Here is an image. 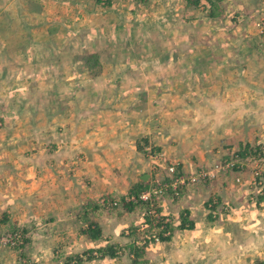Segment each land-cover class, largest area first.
<instances>
[{"label":"crops","instance_id":"1","mask_svg":"<svg viewBox=\"0 0 264 264\" xmlns=\"http://www.w3.org/2000/svg\"><path fill=\"white\" fill-rule=\"evenodd\" d=\"M100 2L102 1L7 0L9 6H14L2 11L5 14L2 18L7 25L0 28V33L4 34V41H0V53L6 52L0 62V78H3L5 69L10 65L16 67L17 73L11 80L7 71L8 76L2 82L4 86L0 85V113L9 122V128L21 126L23 131V127L28 126L35 130L31 133L17 132L9 139L14 143L15 136L23 134L27 146L36 145L39 148L36 153L41 156H38L39 160L35 159V165L21 162L26 164L24 167L27 174L31 176L32 170L37 167L42 170L50 166V171L42 173L39 170L35 174L36 179H30L28 175H24L26 173H22L20 178L14 179L16 183L0 171V226L10 224L13 228L31 229V232L24 231L26 234L36 231L35 238L45 235L55 246L61 245L59 241L74 246L102 240L124 245L128 242L131 246L134 232L131 227H137L141 222L136 224L134 218H142L143 212L127 211L125 208L122 210V203L109 210H119L120 215H125V223L120 228L125 229L118 235H111L108 231L110 227L107 226V210H102L97 202L100 196L115 197L122 202L144 175L146 180L142 181L145 184H157L156 173L160 180L165 179L167 171L164 167L173 158L177 160V168L180 170L189 171L191 167L188 166L195 170L218 160L220 148L223 150L225 144L233 149L264 142V30L259 29V21L257 26L252 27L232 26L230 20L226 24L228 28L217 25V21L226 12L236 11L238 7H244L252 15L258 11L264 18V0H250L247 3L229 0H105L102 5ZM6 16L9 17L5 18ZM11 17H19L20 20L15 22ZM107 19L112 22L109 28ZM126 20L133 24L127 33L139 36L140 32L146 37L155 33L165 43L162 60L159 63L152 62L161 64L158 67H163L161 74L157 71L146 75L141 72L135 74L131 82L138 86L134 89L136 92L131 97L132 101L126 106L107 104V108H102L97 113L98 124L91 125L90 118L82 120L77 117L78 108L74 99L81 97L80 92L73 97L75 94L57 91V77L51 78L53 86L49 94L45 93L42 85L35 92L28 90V83L39 84L41 80L40 76H36L38 79L31 78L27 71H23V67H31L29 63L33 61L34 53L24 55L26 46L34 51L45 42L50 46L49 51L65 48L76 50L82 46L87 48V53L95 52L96 46L93 51L86 46L91 37L98 35L100 38L97 41H107V35H123ZM247 32L251 33L252 40L246 36ZM138 45L143 47V44ZM16 53L22 57L15 62L13 57ZM172 55L177 56L176 59ZM224 64L228 68L227 72L222 68ZM95 98L99 99L100 95ZM136 106L137 109L147 111L148 116L144 121L152 122L150 111L155 113L158 124L149 125L148 122L146 126L137 115L133 129L121 131L122 129L114 128L119 132L111 136L109 132L113 129L107 125L111 117L109 115L119 113V110L132 112ZM48 113L50 118H46ZM10 116L16 122L12 123ZM41 120L45 123L39 122ZM129 121L123 120L120 124L126 127L124 122ZM48 127L51 131L49 135L45 133ZM4 130H8L6 126ZM133 135L134 139L129 138ZM48 136H52L49 147L46 144L48 142L41 144ZM2 139L5 141V138ZM152 140L151 146L149 141ZM56 147L67 148L63 154H59L63 158L57 155ZM157 150L163 154L160 160L163 158L164 166L160 164L155 167L159 157L153 158L152 153ZM100 161L101 165L98 164ZM4 162V159L0 161V167H3ZM108 162L117 165V173L109 176L107 170L99 176V167ZM90 163L96 167L91 168ZM72 169L84 171H81L83 174L77 172V177H71L68 173L67 176L62 175L64 171ZM78 178L85 183L83 181L81 186H76L74 181ZM225 183L219 178L191 185L187 190L183 187L175 201H171V195L164 197L168 193L165 191L162 195L165 203L162 212L175 217L178 215L180 221L182 217L188 219L191 226L187 227L191 228L182 227L178 219H174L173 235L159 244L139 250L136 254L134 252L133 262L146 264L149 259H153L159 264L186 261L191 264L200 256H205L206 260L213 258L211 264L240 262L241 252L235 251L239 254H234L232 247L228 248V254H233L228 255L227 260L222 259L225 255L216 248L217 237L205 236L199 231L200 226L207 229L212 222L205 223L203 218L200 221L196 219L199 209L205 208L204 202L214 196L211 195L213 189L217 191ZM82 186L78 192L77 188ZM80 201L84 202L86 210L82 219H76V203ZM89 203L94 206L91 208ZM99 209L103 211L101 215L97 214ZM99 215L104 218L103 221L100 217L98 219ZM74 225L77 230H73ZM88 227L98 230V236L90 237L86 233ZM40 229L44 231H37ZM213 229L215 231V226ZM126 230L131 233L126 234ZM35 238L29 240L32 244L24 252L27 262L48 264L47 259L37 250L42 240ZM92 251L89 248L85 253ZM3 255L2 259L6 262L7 257ZM72 255L74 254L67 257ZM11 257L12 254L8 264L12 262ZM54 259H58L57 256H53L50 264L55 263ZM261 262L264 263V260ZM17 264L25 263L20 260Z\"/></svg>","mask_w":264,"mask_h":264},{"label":"rangeland","instance_id":"2","mask_svg":"<svg viewBox=\"0 0 264 264\" xmlns=\"http://www.w3.org/2000/svg\"><path fill=\"white\" fill-rule=\"evenodd\" d=\"M6 1L7 0H4L3 2V0H0V28L2 26L7 25L6 20L2 18L5 15L2 13V11L11 9L14 6V4L9 6L6 3ZM229 1H233V2L243 1V3H247L250 0H229ZM103 3L105 4V0L103 2H100L101 5ZM3 5L4 7H2ZM127 10H130V9H128L127 7ZM235 10L236 11H231L230 13L226 12L225 16H223L222 18L219 19V21H217L218 22L217 25H221L220 27H223V28H228L226 24H227V21L230 20L232 26L238 25V26H244V27L246 26L252 27V26H257L256 23L259 21L260 23V26H258L260 27L259 29L264 30V18L262 14H259L258 11L252 15V13L247 12V10H245L244 7H238ZM238 12L239 13L242 12V14H239ZM245 13H248V14H245ZM164 14L165 13L163 11L162 15ZM227 14H230V16L229 15L227 16ZM7 17L9 16H6L5 18ZM12 20L16 22L20 19L19 17H17V18H12ZM8 22H11V21H8ZM215 25H216V22H215ZM107 26L108 28L112 26V22L108 21ZM123 26H124L123 35L121 34L107 35V41H104V39L102 40L100 39L99 41H97L98 38L100 37L98 35H96V37L92 36L90 39V43L87 44L86 46L89 47L90 51H93L94 46H96L97 51L95 52L87 53L88 51L87 48H84L82 46L77 47L76 50H70L68 48H65L62 50L52 49L49 51L50 46L45 42H42L39 45V48L36 47V50L34 51H30L29 47L26 46L24 55L26 54V56H30L32 52L34 53H33V61L29 63L31 67H23V71H27V74L31 75V78H36V76H40L39 78L41 80L40 81L41 83L39 84L37 82L28 83L27 84L28 90L29 91L32 90L33 92H35L36 90H38L39 88L43 86L45 93L49 94L53 86V82H51L52 80L51 78L57 77L59 80L55 84V86H57L56 88L57 91L63 92L64 94L67 92H69V94L70 93L75 94L73 97L77 96V94L80 92L81 97H78V98L76 97L74 99L77 104V108H78L76 111L77 117H80L82 120H84V118L85 120L90 118L91 125L98 124L97 113L102 108H107L108 106L107 104L114 103L117 105L126 106L129 102L132 101L131 97L134 96L133 93L136 92L134 89L138 86L136 83L131 82V78L135 74H139V72H141L142 74L146 75V74H151L156 71L161 74L163 67L158 68L161 64L156 65V64H153L152 62L159 63L162 60L161 59L163 57L162 53L164 52L163 46L165 45V43H163V38L161 36H155V33L150 34V36H147V37L145 35H142L140 32H139L140 34L139 36L127 33L129 30H131L133 26V24H130L128 20L125 21V24ZM250 35L251 33L247 32L246 36L249 37V40H252V38H250ZM3 38H4V34L0 33V41L3 42L4 41ZM147 38L152 41L150 42ZM235 43H237V41ZM138 44H143V47ZM52 47H55V44H52ZM158 48H161L162 51L158 50ZM5 54L6 52L0 53V62H2V58L5 57ZM163 54L165 55V53ZM91 55H94L92 59L89 58ZM143 56H145L144 59L142 58ZM21 57L22 55H18L16 53L13 59L16 62V59L18 60V58L20 59ZM46 57L47 59H45ZM176 57L177 56L172 55V58L176 59ZM147 58H152L153 61L147 60ZM51 59H53L55 62ZM52 62H54V64ZM10 66L11 67H9L8 69L7 68L5 69L6 72L3 78H0V85L2 84L4 86L2 82H4L5 77L8 76L7 71L9 73L11 80H13L14 77L16 76V73H17L16 67L12 65ZM152 67H155V68H152ZM222 68L224 69V72H227L228 68L226 67L225 64L222 65ZM18 70L21 71L20 69ZM1 72H2V68L0 69V74ZM37 84L38 86H36ZM99 95H100L99 99L95 98V97H98ZM117 112L119 113L109 115L111 117L107 125L110 129H113L112 132L111 131L109 132L111 136H113L114 133L117 134L119 132L118 130H121V129H122L121 131L133 129L136 124L133 122L136 120L137 115L140 116L143 119L144 124L148 126L149 121H144L145 118L148 116V113H146L147 111H144L140 108L137 109V106L135 107V109L132 110V112L131 111L121 112L120 110ZM150 114H151L152 122H149V125L151 123H153L154 125L158 124L156 123V120H155V117H157L156 114L155 113L153 114L151 111H150ZM61 117L64 118V116H61ZM46 118H50L49 113L46 114ZM10 119L12 123H14V121L16 122V120L13 121L12 116H10ZM123 120H130L129 122H124L126 124V127H123V125L120 124L121 122H123ZM39 122L45 123L43 120ZM8 124L9 122L4 119V115L0 113V161H2L3 159L5 160V162L2 164L3 167L2 166L0 167V171L1 172L3 171L2 173L8 175L13 181L16 178H20L21 175H23L22 173H26L24 175H28V178L30 179L31 178L36 179L35 174L36 172L40 170L41 167L34 168L30 176L29 174H27V169H25L24 167L26 164L21 163V162H26V163H29L30 165H35V162H36L35 159L37 158V160H39L38 156H41V154L36 153V150L39 148L36 145L27 146L25 144V140H23L24 139L23 134H19L18 136H15L13 140L14 143H11L9 141V139L12 136H14V134H18L17 132L19 133L20 132H24V133L30 132L31 133L35 130L27 126L26 128L23 127L24 130L21 131L22 129L21 126L15 129V128H9ZM5 126L7 127L9 131L4 130ZM114 128L118 130H114ZM50 132H51L50 128L48 127V130L45 131V133L49 135ZM1 134H2V137H1ZM51 137L52 136H50L49 138H46L47 141L42 140L41 144L48 142L46 143L48 145L47 147L51 146L52 141H49ZM134 137L135 136L133 135L132 137H129V138L134 139ZM2 138H5V141H3ZM124 138L125 139L127 138V131H126V135ZM152 143H153V140L149 141V144L151 146H152ZM225 145L223 146V150L222 148H220L221 150L219 151V158H222L221 160H224L226 159V157L231 156V149H229V145L228 144H225ZM254 146L256 147V145ZM50 148H53V147H50ZM55 149H56L55 151H57L56 152L57 155L60 158H63V156L59 154H63L67 148L56 147ZM260 151L261 149L258 150V152ZM245 152L249 153L250 150L245 148ZM153 153H152L153 158L159 157L157 160V163L159 165L157 164L155 167H159L160 164L161 166L162 165L164 166L163 158L160 160V158L163 157V154L159 152L158 150L157 152L153 151ZM257 157L260 158L259 159L260 161L256 163H249L248 166L245 167V170L244 169L239 170V171L235 170L232 172L219 174V177L217 179L221 178V181L222 182L225 181L226 185L219 186L217 191L213 189L211 195L216 196L221 203L228 205L229 211L220 212L219 210L220 206H217L216 210L218 212L215 211L216 216L211 219L210 217H208L209 215H208L207 209L204 208L205 209L204 210L201 208L199 209V212H198L199 216L196 217V219L199 221L203 218L202 220L205 223L208 221L212 222V224H210V227L209 228L207 227V229H203L204 226L202 227L200 226L199 231L202 233V235H205V236L215 235L217 237L216 248H218V250H220V252L223 255H225V257H223L222 259L225 258V260H227V256L233 254L235 251L241 252L242 258L240 262H238L237 264H264L263 262H261L264 260V196L262 199H260L259 197H256V195H253V197H256L259 200L258 201L256 199L251 200L249 198L251 195L248 194V190L238 191L234 187L235 181H233V177L238 175L237 172L241 171L240 176L247 178V176H249V173H251L252 167H255V166L264 167V149H263L262 155L257 156ZM64 159H69V158H64ZM164 161L165 163H167V159H165ZM170 162H177V160L173 158L170 160ZM98 164L101 165V161L98 162ZM110 164L111 162H108L107 165L104 163L103 164L104 166L99 167L100 169L99 176H101L103 173H106L107 170H109V173H108L109 176L112 175L113 173H117L118 171L117 165L115 163L114 165L112 164L110 165ZM59 165L60 166L58 170L60 171L61 164L59 163ZM89 166L91 168L96 167V165L93 163H90ZM85 167L87 169V166ZM188 167H191L189 171H184V169L183 171L182 169L180 171L186 172L187 174H189L197 170V169L195 170L192 169V166H188ZM201 167L204 168L205 164L202 165ZM164 168H165V171H167V165H165ZM48 170L50 171V166L48 168H43L40 171L44 173V172H48ZM81 171H84V169H81V170L72 169V171H67V172L64 171L62 175L67 176V173H68L71 177H77L78 176L76 174L77 172L80 174H83ZM165 174H166L165 178H167L168 171ZM156 175L157 177H155L156 178L155 180L157 181V183L165 181V179L160 180V176L157 173ZM162 177H164V175H162ZM83 181L84 180H81L80 178H78L74 182H76V186L77 185L81 186ZM212 181L213 180H211L210 182ZM14 183L16 182L14 181ZM198 184H204V183H198ZM188 187L189 186H186L184 190L186 188L188 189ZM81 188H83V186L80 188H77L78 192L80 191ZM182 191L183 190H180L179 194ZM129 194H127V196H129ZM179 194L174 195L168 192L164 195V197L166 195H171V198H170L171 201H175L180 196ZM182 194H184V192ZM103 198H106V197L100 196L97 202L102 210L103 209L107 210V215H108L107 226L110 227L108 229V231L110 232L109 234L118 235L120 232H122V230L125 229V228L120 229L121 226L125 223L123 221L125 218V215H120L119 210L114 209L111 212L109 210L115 207H118L119 203H123L124 200L122 202H120L119 200L118 204L115 207L108 208V207L101 205V200ZM163 199L164 198L162 195L157 196L155 198V200L160 206V209H164L163 207L165 203H163L162 201ZM208 201L209 199L206 200L204 203ZM89 206H91L92 208L94 205L92 203H89ZM76 208H78L77 209L78 211L75 213L76 215L75 218L82 219L84 217V213H85L84 211L86 210L84 209V202L80 201V203H76ZM121 208L122 210L125 208L127 211L129 210L137 211L136 208L131 209L125 205H121ZM102 210L99 209L97 211V214L101 215L103 212ZM145 211H147V209L142 210L143 212L142 218L141 217L134 218V221H137L136 224L142 221L143 219H145L146 217V216L144 217ZM164 214H167V213H164ZM100 215L98 216V219L100 217V220L103 221L104 218L101 217ZM167 215L170 216L172 219V222H174V225L171 224V228L170 230H168L170 234L169 236L171 237L173 235V228L175 227V222H176V220L174 221V219H176L178 215L176 217L171 214H167ZM178 221L180 224L182 220L180 221V219H178ZM185 224H186V227L184 228H191V227H187V223ZM38 226H41V224H38ZM213 226H215V231L213 229ZM131 228L134 231L132 232L133 235H132V240H131V246L129 245L128 242L125 243L124 245V244H118L119 242L110 243L104 240L97 241L94 243H89L86 245H83L82 243H80L74 246H70L69 243L59 241L61 245L57 244L58 246H55L56 244L51 242L47 236L45 235L42 236L43 234H40V236L42 237L38 236V238H35L34 235L36 231H33L32 233H30L31 229L13 228V226L10 224L6 225V227L0 226V233L11 232L16 229L27 230V231L30 230V232H28L29 234L27 233L25 240L23 239V242L19 244L18 247L10 245V246H3L0 248V258H1L0 264H5V263L8 264V262L10 261L9 259L10 254H12L11 264H17L18 261L20 260L22 263L29 264V262H27L25 253L28 251L30 245L32 244V242H30L29 240L31 239L32 241L34 238L35 240H39V238L42 240L40 241V244L38 245L37 250L39 251L40 254H42L44 258L47 259L46 262L48 264H50L53 256L54 257L57 256L58 258V259H54L55 263L57 262L58 264H66L65 258L67 256L71 254L80 255L89 248H92V250L96 252V255L99 257L91 261L84 260V262H82L81 264H141L139 261L133 262L134 252L136 254L137 251L139 250L141 251L145 249L146 247L159 244V242L149 243V244L144 245L142 244V240H141L142 235L140 236V233H139L141 231L138 230L139 226L138 225L137 227L132 226ZM77 229L78 228L76 227V225H74L73 230H77ZM37 231L42 233L44 230L40 229ZM128 232H130V230H126V234H128ZM188 234H191V233L188 232ZM28 235H30V238L28 237ZM230 247L234 248V251L233 253L228 254V248ZM246 247H249V248H246ZM56 250H60L61 253ZM238 252H235L234 254H239ZM246 253H249L251 255L247 256L245 255ZM2 255L4 257H7L6 262L2 259ZM13 258L15 259L14 261H13ZM149 260L150 261L147 262L146 264H159L153 259H149ZM211 260L213 261L214 259L212 258L210 260L209 259L206 260L205 256H200L197 259V261L194 260L193 263L191 264H205L204 262H206L207 264H211ZM71 262L72 264H79L78 262H76L74 258L71 259ZM55 263H52V264H55ZM178 264H190V262L186 261V262H180Z\"/></svg>","mask_w":264,"mask_h":264},{"label":"built area","instance_id":"3","mask_svg":"<svg viewBox=\"0 0 264 264\" xmlns=\"http://www.w3.org/2000/svg\"><path fill=\"white\" fill-rule=\"evenodd\" d=\"M102 2L104 0H101ZM261 143V151H256V147H253V150L249 153L243 151L245 155H240L238 148L231 149V156L226 157V159L212 161L208 166L204 168H199L193 173L187 174L186 172L178 173L176 171L177 162H170L167 166V180L157 183L149 189L142 190L139 193V198L141 200L148 202V208L145 214V219L139 223L138 230L141 231L140 236L142 237V244L146 245L149 243H157L169 236V231L172 224V219L167 214L162 213L159 204L155 200L157 196H161L165 191L171 192L174 195L179 194V191L186 186L196 185L198 183H206L211 180H215L219 177L221 173H228L232 171H239L240 169H245L249 163L259 162L260 158L257 156L262 155L264 149V142ZM259 143V144H260ZM254 151L257 153L255 154ZM247 164V165H246ZM241 172V171H240ZM240 172H237L238 175L233 177L235 181L234 187L238 191L248 190V194L251 195L249 198L257 199L256 197L264 196V167L255 166L251 168V173L247 178L240 176ZM256 195V197H253ZM133 200L135 196L130 195L126 196V200ZM119 199L117 198H103L101 200V205L112 208L118 204ZM259 203V202H258ZM217 206H220V212L229 211L228 205L221 203L216 196H213L206 202L205 208L208 211V214H211L212 217L216 216L215 211ZM218 212V211H217ZM169 224V227L167 225ZM27 234L24 230L16 229L11 232L0 233V248L3 246H19L25 240ZM145 236V237H144ZM96 258L99 257L96 255V252H91ZM89 252H84L80 254L83 260H87Z\"/></svg>","mask_w":264,"mask_h":264},{"label":"trees","instance_id":"4","mask_svg":"<svg viewBox=\"0 0 264 264\" xmlns=\"http://www.w3.org/2000/svg\"><path fill=\"white\" fill-rule=\"evenodd\" d=\"M94 57V55H91L89 58L90 59H92ZM245 148H247V149H249L250 151H252L253 150V147L251 146V147H249V146H241V147H239L238 149V152H239V154L240 155H245L244 153H243V151H245ZM259 149H261V143L260 144H256V151H258ZM256 151H254V153L256 154L257 152ZM241 170V169H240ZM176 171L178 172V173H181V171H180V169L179 168H177V166H176ZM165 180H167V178H165ZM137 185L136 186H134V187H132V191L130 192V194H129V196L130 195H133V196H135V199H133V200H126V199H124V201H123V203H122V205H125V206H128V208H131V209H134V208H136L137 209V211H142V210H146L147 208H148V202L147 201H144V200H141L138 196H139V193L142 191V190H146V189H149V187H151V186H153V185H155V183L154 182H152L151 184H149V183H147V184H145L142 180H140V181H138V183H136ZM263 198V196H261L260 197V199H262ZM205 205H206V203H205ZM145 214H146V211H145V213H144V217H145ZM209 215V217L212 219L213 217H212V215L211 214H208ZM143 217V218H144ZM185 223H187V226H191V224H189V222H188V220L186 219V218H183L182 217V221H181V225H182V227H186L185 226ZM167 227H169V224L167 225ZM98 230L97 231H95V229L94 228H91V227H88V229H86V233L90 236V237H92V238H94V237H96V236H98ZM111 252H113V251H111ZM68 258V259H67ZM67 258H65V261H66V264H72V262H71V259H75L76 260V262H78L79 264H81L82 262H84V260H83V258L81 257V256H79V255H72L70 258L69 257H67ZM96 257L90 252L89 254H88V256H87V260H89V261H91V260H93V259H95Z\"/></svg>","mask_w":264,"mask_h":264},{"label":"water","instance_id":"5","mask_svg":"<svg viewBox=\"0 0 264 264\" xmlns=\"http://www.w3.org/2000/svg\"><path fill=\"white\" fill-rule=\"evenodd\" d=\"M143 181H145L146 180V178H145V175L141 178Z\"/></svg>","mask_w":264,"mask_h":264}]
</instances>
